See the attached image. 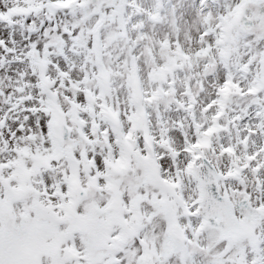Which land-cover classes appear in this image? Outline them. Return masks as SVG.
Instances as JSON below:
<instances>
[{"label": "snow or ice", "instance_id": "6c2138e0", "mask_svg": "<svg viewBox=\"0 0 264 264\" xmlns=\"http://www.w3.org/2000/svg\"><path fill=\"white\" fill-rule=\"evenodd\" d=\"M0 264H264V0H0Z\"/></svg>", "mask_w": 264, "mask_h": 264}]
</instances>
